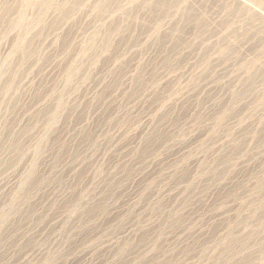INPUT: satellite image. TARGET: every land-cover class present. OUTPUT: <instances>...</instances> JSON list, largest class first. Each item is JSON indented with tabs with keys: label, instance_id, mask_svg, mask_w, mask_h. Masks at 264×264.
<instances>
[{
	"label": "rangeland",
	"instance_id": "rangeland-1",
	"mask_svg": "<svg viewBox=\"0 0 264 264\" xmlns=\"http://www.w3.org/2000/svg\"><path fill=\"white\" fill-rule=\"evenodd\" d=\"M47 1L0 0V264H264V0Z\"/></svg>",
	"mask_w": 264,
	"mask_h": 264
},
{
	"label": "bare ground",
	"instance_id": "bare-ground-1",
	"mask_svg": "<svg viewBox=\"0 0 264 264\" xmlns=\"http://www.w3.org/2000/svg\"><path fill=\"white\" fill-rule=\"evenodd\" d=\"M49 2H51L50 0H48L47 2H46V6H47V4H49ZM262 256V255H261ZM248 260H249V257H245L244 259H243V261L244 262H248ZM261 260V259H260Z\"/></svg>",
	"mask_w": 264,
	"mask_h": 264
}]
</instances>
